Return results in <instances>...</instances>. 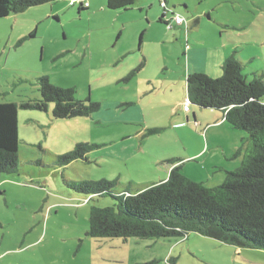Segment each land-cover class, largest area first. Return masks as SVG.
<instances>
[{
	"label": "rangeland",
	"instance_id": "374dc122",
	"mask_svg": "<svg viewBox=\"0 0 264 264\" xmlns=\"http://www.w3.org/2000/svg\"><path fill=\"white\" fill-rule=\"evenodd\" d=\"M85 3L78 11L58 0L0 18V103L36 100L37 80L47 77L99 106L68 120L52 116L53 104L45 112L18 109L17 171L0 177V264H264L263 250L196 233L92 239L91 208L115 201L74 194L63 183L117 181L120 192L159 182L177 165L206 187L222 183L240 166L247 136L217 113L184 110L186 77L195 70L215 77L200 51L213 44L230 54L235 45L243 61L259 55L248 67L264 71V0H136L126 11L107 9V0ZM193 45L200 52L189 56ZM152 128L157 133L147 134ZM76 144L94 146L86 161L57 164Z\"/></svg>",
	"mask_w": 264,
	"mask_h": 264
},
{
	"label": "trees",
	"instance_id": "16d2710c",
	"mask_svg": "<svg viewBox=\"0 0 264 264\" xmlns=\"http://www.w3.org/2000/svg\"><path fill=\"white\" fill-rule=\"evenodd\" d=\"M56 1L0 0V18ZM135 2L107 0L106 8L126 11ZM75 4L78 11L87 9L85 0H76L72 6ZM221 71L218 78L202 73L187 75L186 95L190 105L220 112L232 130L246 134L240 166L226 172L222 183L212 188L184 177L180 165L172 168L162 182L135 190L127 185L120 192L115 191L117 181L63 179L74 194L88 198L109 196L115 201L110 207L91 208L88 237L126 242L130 238L186 239L188 234L196 233L238 249L264 251V76L247 79L242 64L233 55L224 61ZM37 82L36 100L0 103V177L17 171L18 109L45 112L48 104H53L52 116L60 120L90 117L99 109L97 104L76 100L73 88L55 86L47 77H39ZM155 133L156 129L147 130L149 135ZM93 148L89 144H76L72 152L57 157L56 163L66 166L72 161H86V154Z\"/></svg>",
	"mask_w": 264,
	"mask_h": 264
},
{
	"label": "crops",
	"instance_id": "0c3cea01",
	"mask_svg": "<svg viewBox=\"0 0 264 264\" xmlns=\"http://www.w3.org/2000/svg\"><path fill=\"white\" fill-rule=\"evenodd\" d=\"M186 26L188 27V30H189V24L188 23L186 24ZM192 42H194V44H198L199 43L198 41H196V42L195 41H192ZM198 48H199V46H196V45H193V47H189L187 49V54L189 56L192 53L197 55V54H199L200 51L203 52V50H205L204 53L206 55H205L204 62L209 65V67L213 71V74H214L215 77H210L209 75H207V74H205V73H203L201 71H198V70H195L193 73H202V74L207 75L210 78H218L222 74L221 68H222V65H223L224 61L227 58H229L230 56H232V55L234 56L235 55L236 56V59L242 64V67H243V70H244L243 71V74L247 77V79H253L254 77L261 76V75L264 76V71L257 70L254 67L253 68L248 67L254 61L253 59L259 60L261 58L259 55H258V57L257 56H255V57L249 56L248 57L249 58L248 60L243 61V59H241L240 53L238 51L239 48L238 47H235V45L233 46V50H232L233 52H232V54L227 53L229 50L228 49H225V47H223V45H215V44H213L209 48H207V49L206 48L205 49H201L200 51L198 50ZM253 53H256V52H253ZM259 54H261V53H259ZM196 55H194L192 58L193 59L195 58L196 60L194 62L198 63L197 62L198 57ZM188 61H190V60L188 59ZM185 88H186V86H185ZM194 107H196V106H194ZM198 109L200 111H210V112L217 113V114H219L218 119L221 120V121H223V123H226L224 121L223 116H222V114L220 112L213 111V110H202L200 108H198ZM189 111H190V108H189ZM194 117L195 116L193 115V119H194ZM245 142H246V138H245ZM167 176L164 179H162L161 181H159V182L164 181L167 178ZM159 182H156V183H159ZM150 184H154V183H148V184H135V183H132V184H128V185H131L132 188L135 190V189H141L142 186L150 185ZM126 186L127 185H125V187Z\"/></svg>",
	"mask_w": 264,
	"mask_h": 264
},
{
	"label": "built area",
	"instance_id": "2783aa9c",
	"mask_svg": "<svg viewBox=\"0 0 264 264\" xmlns=\"http://www.w3.org/2000/svg\"><path fill=\"white\" fill-rule=\"evenodd\" d=\"M75 2H76V0H71V1H70L71 5H72L73 3H75ZM85 6H87L86 3H85ZM174 21H175V24H177V25H181V24L183 23V19H182L181 17H179V16H176V17L174 18ZM189 105H190V103H189L188 99L186 98V100H185V102H184V110H188Z\"/></svg>",
	"mask_w": 264,
	"mask_h": 264
}]
</instances>
